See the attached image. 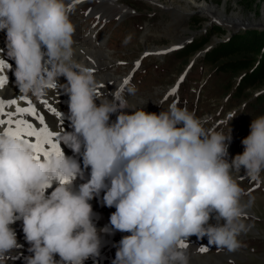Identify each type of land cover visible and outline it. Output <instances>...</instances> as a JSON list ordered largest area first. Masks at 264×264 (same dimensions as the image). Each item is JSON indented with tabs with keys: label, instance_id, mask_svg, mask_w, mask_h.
I'll use <instances>...</instances> for the list:
<instances>
[{
	"label": "clouds",
	"instance_id": "9594fccd",
	"mask_svg": "<svg viewBox=\"0 0 264 264\" xmlns=\"http://www.w3.org/2000/svg\"><path fill=\"white\" fill-rule=\"evenodd\" d=\"M70 17L67 0H0V31L15 62L16 87L39 97L66 78L60 86L69 98L72 131H63L60 142L83 163L62 150L37 159L24 139L0 133V264L19 247L11 227L17 220L32 253L25 264H85L98 256L101 240L90 201L101 192L105 206L115 208L112 229L130 233L119 241L112 264H189L180 242L193 235L207 237L218 250L236 251L253 198L243 202L248 193L232 172L243 167L248 178L260 180L264 115L252 119L243 153L229 162L230 133L206 128L175 101L159 114L130 106L119 92L97 105L99 81L76 58ZM129 107L131 114L124 111ZM88 168L89 177L74 190L71 182L84 179Z\"/></svg>",
	"mask_w": 264,
	"mask_h": 264
},
{
	"label": "rangeland",
	"instance_id": "374dc122",
	"mask_svg": "<svg viewBox=\"0 0 264 264\" xmlns=\"http://www.w3.org/2000/svg\"><path fill=\"white\" fill-rule=\"evenodd\" d=\"M206 1L216 6L225 3L226 14L238 12L240 21L234 25L220 16L192 12L185 18L184 36L179 41H173L174 34L162 29L164 21L159 4L148 0H112L113 13L107 16L110 21L107 32L115 37L112 47L107 51L109 59L113 61L111 71L121 77L119 87L130 74L134 79L141 75L142 87L136 81L137 89L132 96L148 100L154 111L166 109L170 97L179 93L186 100L184 107L201 118L207 128L215 124L217 131H224L227 135L230 133L232 148L236 155L242 154V140L250 134L252 119L264 115V110L258 106L264 98V81L256 82L255 78L248 80V75L253 73L263 75L264 79V68L261 69L264 54L261 49L254 57L235 59L231 48L238 34L246 31L264 32L261 11L264 0ZM87 3L83 2L79 7L85 5L82 8L84 10L86 6H93L91 2ZM145 27L154 31L147 33ZM129 36L130 41L124 43ZM260 54L263 56L258 60ZM137 61L140 62L139 67H136ZM181 76L184 77L182 81ZM177 85V91L172 93L171 89ZM235 92L240 94L239 97H236ZM231 112H235L236 116L229 121L227 116ZM249 197L253 198L252 214L245 213L247 217L244 219L261 232L256 233L259 236L241 233L239 241L244 240V244L231 252L236 258L232 257L229 264H264V194L256 193L245 199L249 200ZM26 245L29 244L24 239L22 247L26 249ZM17 251L22 252L19 249ZM211 252H214L213 248L208 249L207 254ZM225 255L219 261L220 264L227 263L229 257ZM107 260L108 257L104 263ZM14 261L15 264H22L17 252L9 254L5 264H14ZM88 264H95L90 257Z\"/></svg>",
	"mask_w": 264,
	"mask_h": 264
},
{
	"label": "bare ground",
	"instance_id": "6f19581e",
	"mask_svg": "<svg viewBox=\"0 0 264 264\" xmlns=\"http://www.w3.org/2000/svg\"><path fill=\"white\" fill-rule=\"evenodd\" d=\"M88 1V3H92V11L89 15H95L97 16H108L113 13L112 11V0H85ZM150 2H154L159 4V8L162 11V18L164 23L161 24L163 31L167 33H173L172 40H180L184 33L186 32V29L183 28V24L185 21V18L189 13L192 12H199L202 15H209L213 14L216 16L223 17L224 19L228 20L231 24L238 23V12H231L229 15L226 14V4L223 3L221 6H216L210 2H207L206 0H195V5L191 2V0H148ZM77 3L76 6H78L79 2L78 0H67V4L70 9V5L73 3ZM203 5V6H196V5ZM71 13L72 10L70 9ZM262 14L264 16V5L262 6ZM88 15V16H89ZM264 18V17H262ZM247 20H250V18H245ZM167 20V21H166ZM75 23L78 22L77 19H74ZM175 29V31H172ZM144 30L147 33H151L154 30H151L149 27H145ZM156 31V30H155ZM145 32V33H146ZM0 35H5V32L0 31ZM74 48L76 50V58L78 60H83L85 64L95 69L94 75L96 79L99 81V88L101 92L100 98L96 99V104L99 105L101 102V98H107L108 100L114 99V93L120 91L121 87V77H117L112 71H111V63L113 62L110 58V55L99 49V48H92V44L90 41L85 39L84 36H78L74 35ZM161 54V53H160ZM108 57V59H107ZM66 83V78L60 77L58 80L57 88L49 90L46 94L47 99H53V101H58L60 103L68 101V96L63 92L60 85H63ZM101 85L103 87L101 88ZM120 93V92H119ZM43 95V96H44ZM127 103L130 106H135V108H143L146 112H148V109L150 107V102L146 99L137 98L136 95L130 96L127 98ZM127 110H124L128 114H131L134 111V108L129 107L126 108ZM113 115H110V122L115 121L112 117ZM72 131V129H71ZM64 154L67 156L73 157L71 154H67L63 151ZM235 178L243 176L246 174L245 169H240L238 173H236L234 170L232 172ZM84 173V179L76 178L74 179L72 183V187L74 190L78 189L79 184L85 182V180L88 178ZM55 185H53L52 188H49L47 190L46 194H50V192L54 189ZM103 195L104 193L101 192L99 196L94 197L90 203L93 208V223L95 224L99 237L104 238V244H101L100 251L105 252L107 250V245H117L113 250L110 251V254L108 255V260L104 264H112L113 260L115 259V253L117 248L119 247V241L122 239L123 236L129 235L130 233L127 232H120L112 229V226L110 225V215L112 212L115 211V208L109 209L107 212L103 208L104 202H103ZM243 202L247 204L248 200L243 198ZM103 205V206H101ZM251 206L247 207L245 209V213L252 214ZM245 224L247 225V231L250 235H258L257 232H261L258 230L253 224L247 223V220L244 219ZM210 224H216V220L213 216V218L209 221ZM220 223H224V221H221ZM17 235V242L19 247L14 249L12 253L17 252V258L22 263L25 264L24 258L26 256L32 255V253L28 252L29 245H26V249L22 247V244L24 243V233L22 231L23 223L22 220H17L12 226H11ZM107 227L109 229L108 232L102 231ZM19 228V229H18ZM194 239V238H191ZM238 240H240V236L238 237ZM17 249L22 250V252H18ZM212 249V248H210ZM10 253V254H12ZM232 254V253H231ZM237 254V253H236ZM189 264H220V260L222 258H225L223 255L215 254L214 252L209 253L205 256L201 254H191L189 253ZM235 256V255H234ZM234 256H231L233 258H236ZM237 256V255H236ZM107 258V257H106ZM60 258L57 255L56 260L58 261ZM15 260V259H13ZM89 258L85 261V264H88ZM11 262V261H10ZM15 264V261H14Z\"/></svg>",
	"mask_w": 264,
	"mask_h": 264
},
{
	"label": "snow or ice",
	"instance_id": "6c2138e0",
	"mask_svg": "<svg viewBox=\"0 0 264 264\" xmlns=\"http://www.w3.org/2000/svg\"><path fill=\"white\" fill-rule=\"evenodd\" d=\"M80 2V0H78ZM144 55H148V53H144ZM140 66V62H136V67ZM11 65L4 59H0V89H3L7 83L8 77L3 73L6 70H10ZM95 71V69H94ZM184 79L183 76L180 77L182 81ZM126 82V81H125ZM103 85H101V88ZM57 88V85H54L52 89ZM177 87H173L171 89L172 93L177 91ZM98 94L101 95L100 90H98ZM21 101H27L28 106L23 107L20 106L16 99H12L10 101L5 102V100L0 99V126H5L7 124H14V128H0V133L11 134L16 136L17 138L22 139L23 137H33L35 138V142H30L29 140H25L29 145L33 148L36 153V158H47L51 155L61 154V147L59 143L60 133L57 130L50 129V127L45 123L44 116L40 114L36 108V106L28 100L25 96H20ZM43 107H45L49 112L54 113L55 115H60L57 112V109L52 105V103L44 98L41 101ZM6 106L11 109L6 111ZM25 116L32 117V120L26 119ZM5 117L7 119H5ZM63 122H61V126ZM181 247H186V245L181 242ZM201 252H207L208 249L206 247H201L199 249Z\"/></svg>",
	"mask_w": 264,
	"mask_h": 264
},
{
	"label": "trees",
	"instance_id": "16d2710c",
	"mask_svg": "<svg viewBox=\"0 0 264 264\" xmlns=\"http://www.w3.org/2000/svg\"><path fill=\"white\" fill-rule=\"evenodd\" d=\"M232 52L231 54L235 57V59H239L241 57H254L256 56L257 52H261V49L263 50L264 54V32L263 33H254L252 31H246L243 32L241 35H237L235 38V42L233 44V47L231 48ZM263 54H260L259 59H262ZM258 56V55H257ZM260 62V61H259ZM264 68V62L262 63V70ZM264 73V71H263ZM254 74V73H253ZM248 75L249 78H255L256 82H263V75L260 74V76L257 75ZM236 93V92H235ZM238 93V92H237ZM236 93V97L240 94ZM263 101L258 105L260 109L264 110V98Z\"/></svg>",
	"mask_w": 264,
	"mask_h": 264
}]
</instances>
